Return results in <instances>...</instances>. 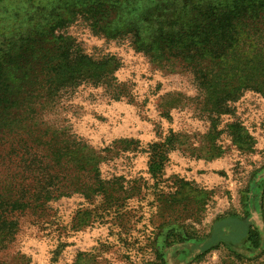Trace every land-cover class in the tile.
Returning a JSON list of instances; mask_svg holds the SVG:
<instances>
[{
    "label": "rangeland",
    "instance_id": "374dc122",
    "mask_svg": "<svg viewBox=\"0 0 264 264\" xmlns=\"http://www.w3.org/2000/svg\"><path fill=\"white\" fill-rule=\"evenodd\" d=\"M36 2V17L0 3V40L43 14L110 6L102 23L80 16L56 33L107 68L111 87L65 94L42 120L50 131L26 137L23 172L1 162L0 264H264V97L205 113L190 74L133 46L128 26L145 27L149 2ZM121 25L130 34L116 37Z\"/></svg>",
    "mask_w": 264,
    "mask_h": 264
},
{
    "label": "trees",
    "instance_id": "16d2710c",
    "mask_svg": "<svg viewBox=\"0 0 264 264\" xmlns=\"http://www.w3.org/2000/svg\"><path fill=\"white\" fill-rule=\"evenodd\" d=\"M6 1L14 4L0 3ZM15 1L21 13L25 8L28 17L38 16L31 10L37 0ZM148 2L151 9L141 16L145 27L128 26L136 30L133 46L158 65L190 74L205 113L230 114L246 92L264 97V0H139L138 5ZM109 7L84 3L78 11L43 14L28 35L0 40V164L25 170L23 152L31 144L26 137L50 131L42 120L65 94L82 85L111 87L107 68L84 55L73 37L56 33L80 16L102 23L99 16L109 18ZM127 10L139 14L137 7ZM126 27L111 31L118 37ZM250 241L258 248L252 235Z\"/></svg>",
    "mask_w": 264,
    "mask_h": 264
}]
</instances>
